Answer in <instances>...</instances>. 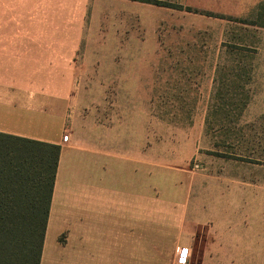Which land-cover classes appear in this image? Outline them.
<instances>
[{"label": "rangeland", "instance_id": "rangeland-1", "mask_svg": "<svg viewBox=\"0 0 264 264\" xmlns=\"http://www.w3.org/2000/svg\"><path fill=\"white\" fill-rule=\"evenodd\" d=\"M159 1L168 6L137 10L111 40L105 29L116 58L134 52L150 69L130 83L125 67V83L112 68L89 69L88 121L128 124L136 186L183 198L188 253L170 264H264V27L253 25L264 23V0ZM215 214L238 253L208 254Z\"/></svg>", "mask_w": 264, "mask_h": 264}, {"label": "crops", "instance_id": "crops-1", "mask_svg": "<svg viewBox=\"0 0 264 264\" xmlns=\"http://www.w3.org/2000/svg\"><path fill=\"white\" fill-rule=\"evenodd\" d=\"M150 4L0 0V133L61 147L39 264H170L187 251L183 198L136 186L128 124L90 123L83 103L93 67L114 69L117 83L126 82L120 67L128 83L146 77V61L137 65L134 52L133 60L116 58L119 50L105 48L104 32L111 40ZM212 221L208 254L241 251L227 241L222 216Z\"/></svg>", "mask_w": 264, "mask_h": 264}, {"label": "trees", "instance_id": "trees-1", "mask_svg": "<svg viewBox=\"0 0 264 264\" xmlns=\"http://www.w3.org/2000/svg\"><path fill=\"white\" fill-rule=\"evenodd\" d=\"M60 150L58 144L0 133V264L40 263Z\"/></svg>", "mask_w": 264, "mask_h": 264}, {"label": "built area", "instance_id": "built-area-1", "mask_svg": "<svg viewBox=\"0 0 264 264\" xmlns=\"http://www.w3.org/2000/svg\"><path fill=\"white\" fill-rule=\"evenodd\" d=\"M187 253H188V251H186L184 254H185V256L184 257H186L187 256Z\"/></svg>", "mask_w": 264, "mask_h": 264}]
</instances>
